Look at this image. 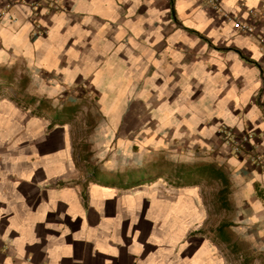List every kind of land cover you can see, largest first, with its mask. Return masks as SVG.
Returning <instances> with one entry per match:
<instances>
[{
  "label": "crops",
  "instance_id": "0c3cea01",
  "mask_svg": "<svg viewBox=\"0 0 264 264\" xmlns=\"http://www.w3.org/2000/svg\"><path fill=\"white\" fill-rule=\"evenodd\" d=\"M57 1L0 20V264H264V0Z\"/></svg>",
  "mask_w": 264,
  "mask_h": 264
},
{
  "label": "built area",
  "instance_id": "2783aa9c",
  "mask_svg": "<svg viewBox=\"0 0 264 264\" xmlns=\"http://www.w3.org/2000/svg\"><path fill=\"white\" fill-rule=\"evenodd\" d=\"M45 1L46 0H0V20L7 16L16 4H28L35 11L41 9L43 6H46L47 12L61 9V6L57 0L49 2L48 5H44ZM208 1L214 8L220 11L222 10L219 0ZM249 13L255 18L258 17V13L253 9L249 10ZM234 25L237 29L245 33H254L256 30V26L254 24L242 19H234ZM259 44L264 47V36L259 37ZM221 133L223 139L233 148L236 153H240L243 148L249 145L256 149L260 139L259 135L255 134L254 132H248L245 135L238 137L233 130L223 128L221 129Z\"/></svg>",
  "mask_w": 264,
  "mask_h": 264
},
{
  "label": "rangeland",
  "instance_id": "374dc122",
  "mask_svg": "<svg viewBox=\"0 0 264 264\" xmlns=\"http://www.w3.org/2000/svg\"><path fill=\"white\" fill-rule=\"evenodd\" d=\"M12 94V95H14L15 94V90H8V91H3L2 89H0V94L2 93H4V94ZM49 115V117H51V118H57V117H61V115H58V114H56V113H53L52 111H50V113L48 114ZM190 171H186V174H185V177H187V175H188V173H189ZM96 175H98L99 176V173H97ZM144 175H146V173L144 174ZM109 177H99V179L100 180H103L104 182H111L112 180L111 179H108Z\"/></svg>",
  "mask_w": 264,
  "mask_h": 264
},
{
  "label": "trees",
  "instance_id": "16d2710c",
  "mask_svg": "<svg viewBox=\"0 0 264 264\" xmlns=\"http://www.w3.org/2000/svg\"><path fill=\"white\" fill-rule=\"evenodd\" d=\"M191 174V173H190Z\"/></svg>",
  "mask_w": 264,
  "mask_h": 264
}]
</instances>
